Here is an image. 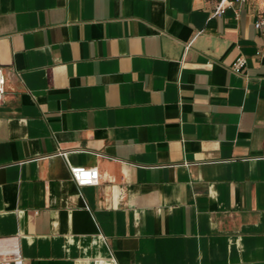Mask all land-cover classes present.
I'll return each mask as SVG.
<instances>
[{
  "label": "crops",
  "instance_id": "obj_1",
  "mask_svg": "<svg viewBox=\"0 0 264 264\" xmlns=\"http://www.w3.org/2000/svg\"><path fill=\"white\" fill-rule=\"evenodd\" d=\"M216 2L0 0V240L24 264H264L262 3Z\"/></svg>",
  "mask_w": 264,
  "mask_h": 264
},
{
  "label": "built area",
  "instance_id": "obj_2",
  "mask_svg": "<svg viewBox=\"0 0 264 264\" xmlns=\"http://www.w3.org/2000/svg\"><path fill=\"white\" fill-rule=\"evenodd\" d=\"M243 1L245 0H217L213 14L221 15L225 12L226 8ZM261 3L262 9L259 18L255 22V27L262 31L264 30V0H261ZM244 64L245 59L240 57L233 64L232 70L239 72ZM5 86L6 76L2 68H0V106L5 93ZM63 155L66 156V152H63ZM68 167L71 178L78 186L96 185L100 181L101 174L96 166H77L68 162ZM0 264H24V257L17 237L0 240Z\"/></svg>",
  "mask_w": 264,
  "mask_h": 264
}]
</instances>
